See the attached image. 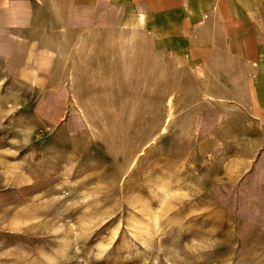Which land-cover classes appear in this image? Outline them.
I'll use <instances>...</instances> for the list:
<instances>
[{"label": "rangeland", "instance_id": "rangeland-1", "mask_svg": "<svg viewBox=\"0 0 264 264\" xmlns=\"http://www.w3.org/2000/svg\"><path fill=\"white\" fill-rule=\"evenodd\" d=\"M60 36L39 85L0 71V264H264L251 88L133 25Z\"/></svg>", "mask_w": 264, "mask_h": 264}, {"label": "crops", "instance_id": "crops-1", "mask_svg": "<svg viewBox=\"0 0 264 264\" xmlns=\"http://www.w3.org/2000/svg\"><path fill=\"white\" fill-rule=\"evenodd\" d=\"M110 22L188 42L197 64H222L230 75L222 80L251 88L264 119V0H0V71L39 85L60 49L46 41L60 38L62 25Z\"/></svg>", "mask_w": 264, "mask_h": 264}]
</instances>
